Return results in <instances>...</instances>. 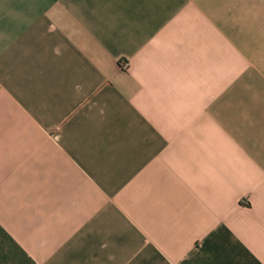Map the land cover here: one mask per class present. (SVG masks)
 I'll return each mask as SVG.
<instances>
[{"label":"crops","instance_id":"crops-1","mask_svg":"<svg viewBox=\"0 0 264 264\" xmlns=\"http://www.w3.org/2000/svg\"><path fill=\"white\" fill-rule=\"evenodd\" d=\"M0 264H264V0H0Z\"/></svg>","mask_w":264,"mask_h":264}]
</instances>
